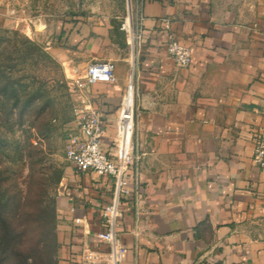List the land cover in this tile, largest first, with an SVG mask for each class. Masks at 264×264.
<instances>
[{
  "label": "crops",
  "instance_id": "crops-1",
  "mask_svg": "<svg viewBox=\"0 0 264 264\" xmlns=\"http://www.w3.org/2000/svg\"><path fill=\"white\" fill-rule=\"evenodd\" d=\"M136 5L142 33L134 46L112 24L104 36H72L75 55L83 56L72 65L75 74L97 60L115 61L116 80L93 83L81 109L105 118L103 148L112 156L136 60L130 151L139 157L142 192L120 204L122 264H264V169L253 162V134L264 127V0ZM171 33L191 47L190 66L168 54ZM112 181L72 164L66 170L57 197L60 264H106L109 246L98 234Z\"/></svg>",
  "mask_w": 264,
  "mask_h": 264
},
{
  "label": "rangeland",
  "instance_id": "rangeland-1",
  "mask_svg": "<svg viewBox=\"0 0 264 264\" xmlns=\"http://www.w3.org/2000/svg\"><path fill=\"white\" fill-rule=\"evenodd\" d=\"M137 13L136 0H0V191L10 199L7 216L24 198L29 209L42 198L57 201L71 165L67 139L79 129L93 85L72 70L83 58L74 53L78 44L73 34L104 36L112 24L126 38L122 26L128 18L135 21ZM135 65L131 58L125 94L133 82L137 99ZM57 169L62 171L60 180ZM26 228L24 249L32 248L43 233L34 221ZM25 264L46 263L29 259Z\"/></svg>",
  "mask_w": 264,
  "mask_h": 264
},
{
  "label": "built area",
  "instance_id": "built-area-1",
  "mask_svg": "<svg viewBox=\"0 0 264 264\" xmlns=\"http://www.w3.org/2000/svg\"><path fill=\"white\" fill-rule=\"evenodd\" d=\"M164 23L165 27L170 30V20L165 18ZM122 29L126 31L129 44L134 46L136 40L141 37L142 17L135 21L131 20L130 26L127 19ZM167 51L177 66H190L192 62L191 47L172 33L167 43ZM82 77L87 85L99 81L113 82L116 80L115 61L111 59L94 61L88 66ZM130 86L134 89V97L129 107L126 106V97ZM128 90L119 108L116 124L115 142L118 147V154L112 156L103 148V135L107 123L102 114L94 110L83 114L78 131L70 133L67 139V159L72 165L81 171L94 170L100 174L109 175L113 180L112 200L106 204L102 212L104 230L98 234L99 240L109 246L106 264H122L127 249L118 230L123 215L120 204L124 197L134 194L138 198L142 192L137 165L139 157L130 151L136 134L134 121L136 95L133 82L130 83ZM129 109H131L130 112ZM253 140V162L260 169H264V127L255 129Z\"/></svg>",
  "mask_w": 264,
  "mask_h": 264
},
{
  "label": "trees",
  "instance_id": "trees-1",
  "mask_svg": "<svg viewBox=\"0 0 264 264\" xmlns=\"http://www.w3.org/2000/svg\"><path fill=\"white\" fill-rule=\"evenodd\" d=\"M27 41L31 44L34 43L29 38ZM35 127L40 130L38 125ZM32 147L37 148L33 144ZM30 155L35 156L32 152ZM55 176L57 180H60L62 171L60 169L55 170ZM2 177L3 175L0 174V189L3 182ZM5 195L0 191V264H25L29 262V259L46 264L57 263L59 261L60 243L57 233V201L55 198L49 201L42 198L41 201L38 200L33 209L26 207L28 198H24L20 200L12 215L7 216L5 211L10 199L6 198ZM31 221L42 226L43 233L41 239L37 240L32 248L30 246L24 249L29 232L26 224Z\"/></svg>",
  "mask_w": 264,
  "mask_h": 264
},
{
  "label": "bare ground",
  "instance_id": "bare-ground-1",
  "mask_svg": "<svg viewBox=\"0 0 264 264\" xmlns=\"http://www.w3.org/2000/svg\"><path fill=\"white\" fill-rule=\"evenodd\" d=\"M128 24L129 26L131 25V18H128ZM134 97V89L132 86H130L129 90H128V93H127V97H126V102H127V105L126 106H129L131 105V101ZM127 109V108H126ZM131 109H129V112H130Z\"/></svg>",
  "mask_w": 264,
  "mask_h": 264
}]
</instances>
